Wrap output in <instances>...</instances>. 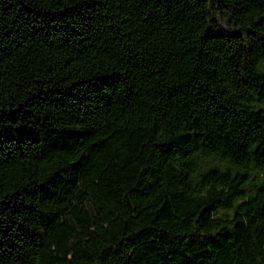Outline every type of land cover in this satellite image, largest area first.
Listing matches in <instances>:
<instances>
[{
	"label": "trees",
	"instance_id": "obj_1",
	"mask_svg": "<svg viewBox=\"0 0 264 264\" xmlns=\"http://www.w3.org/2000/svg\"><path fill=\"white\" fill-rule=\"evenodd\" d=\"M0 264H264V0H0Z\"/></svg>",
	"mask_w": 264,
	"mask_h": 264
}]
</instances>
